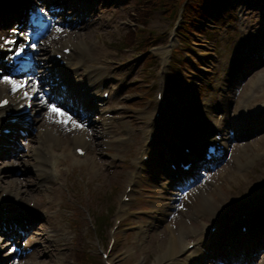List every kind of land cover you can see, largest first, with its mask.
Listing matches in <instances>:
<instances>
[{"label":"rangeland","instance_id":"obj_1","mask_svg":"<svg viewBox=\"0 0 264 264\" xmlns=\"http://www.w3.org/2000/svg\"><path fill=\"white\" fill-rule=\"evenodd\" d=\"M130 1H132V0H126V2H125V0H115V2H114V8L118 11V14L116 16L117 17L116 18V22L120 23L122 20H125L127 17H129L128 16L129 13H127V11L124 9V4L125 3H128ZM257 12H259V11H257ZM113 14H114V12L108 11V12H105L104 14H102L101 16L103 17V19L105 21H107L108 19H110L113 16ZM175 23H177V22H173V24H175ZM168 26H172V25H170V22L167 21V19L164 20L160 15H157V14H155L154 18L151 20V22L149 24L150 29L156 28V29H159L161 31H165L168 28ZM110 29L113 31L112 28H110ZM126 30H127V28H125V31ZM116 40H118V36L114 39V41H116ZM230 42H232V41H230ZM199 44L204 45V46H207V47L210 46V44H208L207 42H205V43L200 42ZM223 46H224V44H222L221 45V48H220V50H222V54L220 55V58H223L225 56V50H223ZM200 49H206V48L200 47ZM206 50H208V49H206ZM126 52L128 53V51H126ZM133 57H134L133 54H129V55H126L125 57L121 58V61H124V60H127V59L128 60H131V59H133ZM220 61H221V59H219V58L216 59V62H220ZM134 63H135V60H134ZM144 64H147V59L145 60ZM115 65L116 66H119V63H117ZM120 70H122L121 73L119 74V77H120V85H127L128 88L131 87L133 85V81H135L134 72L136 70V66H130V65H128V66H121L116 71H120ZM260 74L263 75L264 74V70H262L261 73L260 72L254 73L246 81H244V79L241 81V84L244 85V90L242 92L243 94L245 93V91H247L248 87L256 80V78ZM134 95L135 94H133V91L130 90V91H128V95L126 96V98H128L127 99V103H128V105H129L130 108H132V106H130V104L135 101L133 99V96ZM147 103H149V102H147ZM129 114H132V112H129ZM257 135H260V136H258V140H257L256 143L259 144V146H260L261 149H264V130L261 131V132H259V133H257ZM242 148L243 147H237V148H235V153H237L236 156H238L239 154H241ZM103 151L104 150H102V152ZM263 158H264V152H263ZM103 159L110 161V158L107 157V156H103ZM259 160H261V158L257 159L253 163V165L251 166V168H254V167L258 166L259 165V163H258ZM226 167L227 166H225V168ZM258 167H264V161ZM117 175H118V172L116 174L110 173V172L105 174L104 179H105V182H106L107 187H105L104 189H102L99 192V196L110 197L109 196V193H108V190H107V188L111 184V183H109V180L111 178H114V180H118L119 177ZM228 180H230V182H233V181H231L230 178ZM258 180H260V178L259 177H255V178L251 179L250 182L247 185H244L245 187L238 188L234 192H230V191L226 190L224 192H217V193L221 197H228V196L236 195V194H239V193H244V192L248 191L251 187H253L254 186L253 184L256 183V182H258ZM95 181L96 182H99L100 181V177L97 180H95ZM118 183L119 182H116V181L114 182V184H118ZM261 183L263 184V182H261ZM212 192H215V191H212ZM66 213L68 214L69 212H66ZM57 232L59 234H66L68 232V230H67V227H62V228H58L57 229ZM38 234L39 235L30 236L28 238L29 242L30 243H34L39 237H46L47 232H44L43 233L41 231H38ZM127 236H125V237H127ZM76 238L79 240V243H81L78 233L76 234ZM131 238H133V235L132 234L129 235V238H128V240H130L129 245H126L125 246L124 244L123 245L121 244L124 241V238H123V235H122V237L120 238V246H119V248L120 249L128 250V247H130L131 244H132L131 243ZM66 258H67V260L69 258H74V255L73 254H70ZM259 264H264V253H262L261 256H260Z\"/></svg>","mask_w":264,"mask_h":264},{"label":"snow or ice","instance_id":"obj_2","mask_svg":"<svg viewBox=\"0 0 264 264\" xmlns=\"http://www.w3.org/2000/svg\"><path fill=\"white\" fill-rule=\"evenodd\" d=\"M6 42H10V41H6ZM4 82L7 84H10L12 86L13 91H16V90H18V88L22 87V85H17L14 81H11V80H5ZM25 95H27V93H25ZM49 111H50V113H52L58 117H61V119L58 122H60V123H67L68 122V119L66 117H64V113H62L58 108L50 107Z\"/></svg>","mask_w":264,"mask_h":264},{"label":"bare ground","instance_id":"obj_3","mask_svg":"<svg viewBox=\"0 0 264 264\" xmlns=\"http://www.w3.org/2000/svg\"><path fill=\"white\" fill-rule=\"evenodd\" d=\"M78 58H79V59H83L81 53H79ZM97 75H99V74H98V73H95V74L92 75V77H93V78H99V77H97ZM233 78H234V77L231 76V79H233ZM225 79H227V81H229V82L231 81V79H228V78H225ZM96 81H97V80H91V83H93V85H94V84L96 83ZM100 85H102V83H101ZM100 85H99V86H100ZM0 95H1V94H0ZM146 135H147V134H146ZM143 150H144V148L142 147L141 151H143ZM138 164H140V163H138ZM38 169H39V172H40L39 176H42V175L45 174L46 169H45L44 167H42V166L39 165ZM163 185H165V184H163ZM171 185H172V183L170 182V184L167 185L166 189H169V187H170ZM171 231H172V233L174 232L173 229H171Z\"/></svg>","mask_w":264,"mask_h":264}]
</instances>
